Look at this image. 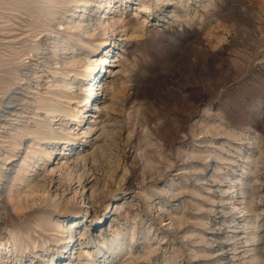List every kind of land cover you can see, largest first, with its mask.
Here are the masks:
<instances>
[{
	"label": "rangeland",
	"instance_id": "374dc122",
	"mask_svg": "<svg viewBox=\"0 0 264 264\" xmlns=\"http://www.w3.org/2000/svg\"><path fill=\"white\" fill-rule=\"evenodd\" d=\"M112 2L120 5L119 0ZM163 3L158 8L156 0L132 1L124 11L121 28L109 31V40L116 45L109 56L111 65L99 73L108 82L106 87L97 88L99 101L95 103L102 112L90 102L85 118L89 124L94 121L93 113L101 116L96 135L86 140V147H80L82 139L76 148L77 152L84 149L81 153L86 155L106 143V151L94 155L95 174L103 178L113 167L119 176L128 169L129 177L116 193L120 201L114 204L110 220L109 214H104L113 198L102 201L95 196L93 205H88L87 196L79 198L85 193L75 182L74 188L79 190L76 195L68 193L74 206L66 223L76 216L81 220L70 235L78 237L84 232L95 236L96 230L99 236L102 230L110 237L119 228L129 243L134 232V257L122 254L115 264H127L130 258L133 264H264V0ZM145 4L151 8L150 14L143 11ZM108 9H101L95 19L111 14ZM136 9L140 14L134 18ZM29 35L27 44L16 47L30 44L35 33ZM4 36L0 33L1 43L6 42ZM105 54L96 57L90 48L75 53L81 59L89 56L92 64ZM100 67L102 63L98 70ZM50 69L45 75L48 78L39 80L41 88L32 85L27 98L43 97L52 89L47 83L52 78L53 67ZM79 84L84 89H76L77 93L87 98L90 82ZM15 92L16 98L25 96ZM87 103H80L76 110L81 111ZM75 125L69 123L72 134L76 133ZM93 139H97L95 145ZM63 149L60 146L57 155ZM60 158L55 160L54 156V166ZM93 179L91 172L89 180ZM171 188L174 193L164 192ZM197 190L201 196L194 195ZM178 204L187 206V222L181 229L170 225ZM94 210L101 218L99 225L92 216ZM0 224V233L7 236L10 227L2 221ZM144 232L149 233L150 241L143 239ZM254 235L262 240L246 243ZM75 238L61 251L64 257L56 259L58 264L65 260L79 264L82 260L78 253L85 242ZM75 243L77 250L73 252Z\"/></svg>",
	"mask_w": 264,
	"mask_h": 264
},
{
	"label": "bare ground",
	"instance_id": "6f19581e",
	"mask_svg": "<svg viewBox=\"0 0 264 264\" xmlns=\"http://www.w3.org/2000/svg\"><path fill=\"white\" fill-rule=\"evenodd\" d=\"M119 1L120 5L116 6V2L113 4L112 0H0V19L3 21L0 22V33H5L3 40L6 41L0 42V221L10 227L7 236L0 233V264H58L56 259L64 257L61 251L71 246L69 239L73 237H76L77 241L85 242L84 248L79 249V253L76 252L82 259L79 264H115L122 254L134 255V232L129 237V243L124 240V232L119 228L113 230L110 237L102 230L99 236H96L94 230L95 236L81 232L77 237L70 234L81 219L76 216L66 223L67 214L74 206L68 198L69 192L74 191L76 195L79 187L85 193L79 195V198L87 196L88 205H93L95 196H99L102 201L108 197L113 198L107 204L108 209L104 214H109L110 220L114 204L120 201L116 193L129 177L127 168L122 170L121 176L117 174L118 169L113 167L108 169L109 172L105 173L103 178L95 174L94 155L97 152L103 154L106 151V143L99 144L98 149L89 154L81 153L84 151L82 148L86 147V140L96 135L97 119L101 117H98L99 113L96 112L91 117L94 124H88V120H85L86 114L90 112L89 104L99 101L96 100L99 96L97 88L106 87L108 84L106 76L100 77L99 73L101 69L102 73L104 72L105 65L112 63L109 56L113 54L116 43L109 40V31L114 33L116 29L121 28L120 25L125 21L124 11L134 0ZM156 1L160 8L163 2L168 3L171 0ZM105 5L113 9H108L111 14L105 13L103 18L101 16L102 19H95V15L105 9ZM149 8L150 6L145 4L143 11L150 14L152 11ZM68 13L73 15L68 16ZM135 13L134 18L140 14L138 9ZM110 15L114 16L109 17ZM12 19H17L20 23L17 24ZM24 24L25 26H22ZM24 28L28 30L15 34ZM29 32L35 33V39L28 45L16 47L29 42ZM87 48H90L96 57L104 51L106 54L96 59L94 64L90 63L89 56L84 55L81 59L75 55L81 49ZM20 58L22 61L16 63ZM99 63H102V67L98 70ZM52 67L53 80L45 79L52 89L44 88L46 91L43 97L33 94V99L27 98L32 94V85L36 84L38 89L41 88L39 80L48 78L45 75ZM79 81L90 82L87 98L77 93L78 90L81 92L84 89V85L80 86ZM15 91H20L25 96L16 98ZM85 100H88V103L78 112V105ZM95 107L98 111L101 110L98 104ZM72 121L76 123L74 134L68 127ZM153 134L155 136L157 133ZM82 139L85 141L81 142V152H77L76 145ZM97 139L91 141L92 145L97 143ZM60 146H64V149L57 155ZM59 155L62 158L58 159L54 166V156L56 160ZM149 159L147 161L151 163ZM91 172L93 181L89 180ZM75 182L79 184L78 188H74ZM108 184L111 185L110 189ZM172 188L164 192L174 193ZM193 193L201 196L198 190ZM242 194L246 192L243 191ZM175 197L176 195L170 196ZM147 199L152 200V196L147 195ZM245 207L247 209V206ZM236 208L234 206V209ZM186 210V205L178 204L170 216V225L177 226L178 229L185 228ZM97 215L94 210L92 216L99 225L101 218ZM143 239L150 241L148 232L143 233ZM257 239L262 240L258 235H254L246 243ZM76 243L73 252L77 250ZM251 252H255V249H251ZM152 253L151 251L150 254ZM73 256L71 254V257ZM133 263L131 258L127 261V264ZM60 264H67V261H61Z\"/></svg>",
	"mask_w": 264,
	"mask_h": 264
}]
</instances>
